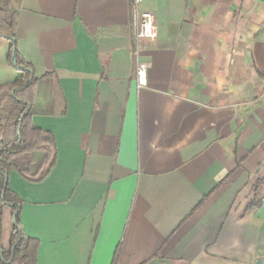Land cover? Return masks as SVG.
<instances>
[{"label": "crops", "instance_id": "obj_1", "mask_svg": "<svg viewBox=\"0 0 264 264\" xmlns=\"http://www.w3.org/2000/svg\"><path fill=\"white\" fill-rule=\"evenodd\" d=\"M130 2L17 0V52L51 73L30 119L55 165L8 177L36 264L264 261V0H145L137 55Z\"/></svg>", "mask_w": 264, "mask_h": 264}, {"label": "trees", "instance_id": "obj_2", "mask_svg": "<svg viewBox=\"0 0 264 264\" xmlns=\"http://www.w3.org/2000/svg\"><path fill=\"white\" fill-rule=\"evenodd\" d=\"M3 24L0 42L7 40L6 61L18 74L0 84V264H36L38 241L27 236L20 220L22 201L8 184L11 170L23 179L40 182L55 165L53 134L31 122L40 84L48 85L46 73L36 77L33 66L17 52L15 43L16 8L7 12L0 0ZM256 191V190H255ZM250 202L248 208L253 206ZM115 264V259L113 263Z\"/></svg>", "mask_w": 264, "mask_h": 264}, {"label": "built area", "instance_id": "obj_3", "mask_svg": "<svg viewBox=\"0 0 264 264\" xmlns=\"http://www.w3.org/2000/svg\"><path fill=\"white\" fill-rule=\"evenodd\" d=\"M145 0H131L130 12L133 24V39L135 44L134 53L138 54V46L144 40H152L157 36V25L153 14L141 9ZM146 69L144 62H138L135 70L137 86L140 88L146 85Z\"/></svg>", "mask_w": 264, "mask_h": 264}, {"label": "rangeland", "instance_id": "obj_4", "mask_svg": "<svg viewBox=\"0 0 264 264\" xmlns=\"http://www.w3.org/2000/svg\"><path fill=\"white\" fill-rule=\"evenodd\" d=\"M1 4L3 5L4 9L7 12H11L13 11V9L16 8L17 6V0H1ZM4 21L1 17H0V21ZM1 23V22H0ZM36 108V106H35Z\"/></svg>", "mask_w": 264, "mask_h": 264}, {"label": "water", "instance_id": "obj_5", "mask_svg": "<svg viewBox=\"0 0 264 264\" xmlns=\"http://www.w3.org/2000/svg\"><path fill=\"white\" fill-rule=\"evenodd\" d=\"M254 264H264V261L257 259V260H255Z\"/></svg>", "mask_w": 264, "mask_h": 264}]
</instances>
